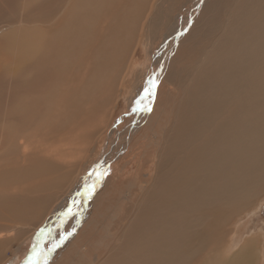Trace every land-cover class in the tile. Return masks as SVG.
<instances>
[{
	"label": "bare ground",
	"instance_id": "1",
	"mask_svg": "<svg viewBox=\"0 0 264 264\" xmlns=\"http://www.w3.org/2000/svg\"><path fill=\"white\" fill-rule=\"evenodd\" d=\"M4 1L5 0H0V11L2 12L8 10V8H5V5L3 6L2 4ZM7 1L11 3L15 2V0ZM30 1H34V3H24V5L20 7L21 18L19 19L18 25H15L16 19L12 21L11 18L10 20H2V22L5 21L6 23L3 22L4 24L0 26V28H2L7 25H13V29H8L7 35L10 36L11 34L10 38H16L14 45H12V47L16 48L12 49V55L10 54V58H6L7 60L5 59V62H9L7 70L8 79H6L5 76V80L7 81L3 82L2 78L0 80V98L6 96V99H9V102L14 103L12 106H2L3 108L0 106V122H3L0 124V143L4 141L3 139L8 134L13 143L10 145L8 151L19 150V155L21 156L16 155L18 159L21 157L22 159H28L31 157V153L40 151L41 153L44 152L46 157L51 159L50 161H55L58 164L65 163L66 166L71 169V167H75V164L77 165L78 163H75L76 161L74 162L65 159V155L66 157H69L70 155H67L68 151H65L66 146L67 148L70 147L68 148L71 150L69 152H73L74 155H78L74 151L80 153L81 150H87V145L90 140H92V136L102 127L104 122H106L107 117L110 118L115 105L114 103L112 109L108 110V107L106 106L108 100H106L105 93H102L101 96L100 93H91L88 89V85H96L97 87L99 84L102 86L104 83L103 88L106 87L108 89L106 81L103 82L104 78L108 77L106 70L110 63L109 56L106 53L109 49L106 51L104 48V43L108 41V26L111 21L108 15V8L110 13H113L112 11H114V9L112 8H116L117 4L119 6L123 3L120 2V4L119 1H115V3H117L115 4L114 0H81V2L80 0H69V3L66 4V2L64 3L62 0L63 4L60 1L62 6H60V4L58 6L59 0ZM148 1L150 0H142L143 3ZM78 3L80 4L79 9H77ZM152 3L153 4L149 3V7L143 13L144 17H149L145 24L150 26V24L153 25L152 23L157 22V26H155V24L153 26L158 27L160 23H162V32L166 34L173 31L171 24L177 22L176 20H181L182 22L187 23V27H194V25L200 26L199 24L212 21V15L215 17L220 15V11L223 13L225 8L230 9L229 14L231 13L232 17L230 16V18H232V21L229 25L230 29L228 28L229 32H222L221 35L214 37L211 45L209 44L210 49L204 51L202 55L204 58L203 62L201 63V60L199 61L197 68L193 71L194 73L191 75L188 82L184 84L185 93L182 97L181 103H178L180 104L178 106L179 109L177 108L178 111L175 113L174 118L172 120L168 119L167 122L164 121L167 125L161 127L160 130H162V132L159 131V128L156 133L154 132L155 141L158 142L161 140L162 145L156 150L157 158H155L156 167L152 175L153 180L151 183L145 184V186L142 184L138 185L140 190H143L145 187L150 190V192H148V195L146 194L148 196V198L145 197V199L147 198L146 201H141L143 203L136 209L133 222H131L134 226L129 241L122 243L121 252L116 249L114 251L115 254L113 256L111 255V258L109 259L110 262L114 261L115 264H120L133 255H135V257L141 255V250L145 249L141 246L144 242L139 243L141 245L136 243L135 248L137 249V252L134 254L133 237L134 235H137V239L140 238L139 236L141 235V232L150 225L155 226V235H157L156 246L152 250L156 251V253H160L158 247L161 245V259L165 260L170 258H168L169 254H166L164 248H169L171 244L174 245L177 243L176 245H178L184 241H187L186 244H191V242L196 239L204 238L203 231H200L199 229L196 232L192 231L190 226L193 224H199L203 220L205 214L214 208V206L212 208L207 207L208 205L211 206L214 204L216 200L215 198H217L220 193L226 195L224 198V201L228 203L226 205L234 204L239 200L246 198L248 193H254V188L252 187L258 179L253 178L252 183L242 185L243 182L240 184V178L243 174L250 173V169L253 171L264 163V158H260L261 156H264V112L257 113L258 117L256 126H254V123L253 126L249 128L251 133H249V131H244L248 129V127H244V133L238 132L237 126H239V123L234 120V116L240 110L244 109L243 107L245 103H248L245 102L246 97L243 101V98L239 95L243 92V89H251V83L246 82L243 84L244 80H251L252 86L255 90L261 91L264 89V0H152ZM111 5H113L112 8L108 7ZM87 9L90 11V14L87 13V15L90 16L91 21L86 26L83 24V19L81 17H88L84 15L85 10ZM92 10H94V14L92 13ZM140 10L141 6L138 4L135 10L132 9L131 11L136 15ZM217 10H220L219 13H217ZM35 11L37 13H35ZM58 12V17L55 18V15H57ZM69 13L73 15L71 18V21H73L68 32L67 41L65 42L64 39L60 37L51 40L49 37L55 32V30L71 17L69 16ZM7 17L10 18V16ZM24 21L30 23L24 25ZM32 24L33 26H37L35 27V29L37 28V31L41 30L42 32H49L50 36L43 35L41 36H45L43 40L35 39L32 41V37L30 36L31 33L34 37L39 36L41 33H34L32 30L35 29L32 27ZM208 24L207 26L209 27ZM211 24H213V21ZM216 24L215 27H218ZM89 26L92 27V29L87 28ZM222 27L224 26L222 25ZM181 29H183V27H181ZM188 29L187 32L191 34L193 30L190 28ZM13 30L17 31L13 33ZM22 31L25 32V34H23ZM210 31H212V29ZM139 32H141L140 29ZM139 34L141 35V33ZM148 34H150L149 31ZM167 36L165 37L167 40L165 42H167L169 46V38H167ZM23 38L26 40L23 41ZM135 38L137 39L133 42L136 46L139 36L135 35ZM84 40H86V42ZM21 41H23V43H21ZM78 41H83L82 45L79 46ZM48 42L49 47H44L43 49V44L45 46V43ZM246 43L252 46L253 50H251L250 46L251 51L245 50ZM21 44L23 45L21 46ZM119 48H121V45ZM246 51H250L248 53V59L245 56L247 53ZM98 53L100 54L101 59L97 58ZM169 55L170 52L167 51L161 56L159 63L160 68L164 66ZM172 57H176V54L174 56L171 55L170 58L172 59ZM0 58L2 59L3 57ZM170 58L168 59V63H170ZM123 59H125V57H123ZM213 62L216 64H213ZM6 66L7 65L4 67ZM125 66L126 62L124 67ZM0 68L4 69L3 67ZM227 71L232 74V77H228V74L230 73L227 74ZM152 73L155 74L154 69ZM174 80L176 79L174 78ZM173 85H175V83ZM119 87L120 89L118 88V90L121 91L122 86L119 85ZM233 88L237 92L234 95L236 96L235 100L226 98V104H224V92ZM50 90H56V93H53ZM49 91L52 92V94H49ZM72 91L74 94L70 93ZM172 91L175 90L172 89ZM245 92L248 91L246 90ZM80 93L82 98L85 97V100L83 99L84 103L82 102V108H80ZM50 95L55 96L50 97ZM118 95L120 96V93L114 97L115 102L119 99ZM172 95H174V93ZM48 96L52 98V103H49ZM252 99L253 97L251 95L249 101ZM176 100L178 101V99ZM167 101L166 103L168 105L171 104ZM169 102H171V100H169ZM164 103V100L161 104L155 103L154 101L150 115H156L158 109V112L166 117L171 112L172 108L167 105L169 107L167 110L166 105H164L166 108L161 106ZM228 107V112H224ZM49 109L51 113L52 111L54 113L52 118L47 115V110ZM174 109L172 112H175ZM245 111L242 112L244 113ZM145 114L146 112L144 111L138 116V119L140 118V120L143 121L141 122L139 120V123L141 122V124L137 125L138 127L143 126L144 131L147 133L150 128H148L146 124L151 121H144ZM240 115H242V113ZM64 121L69 122L65 124V126H62L64 129L63 133H56L55 131L60 129L61 123ZM3 124H8L9 128L1 126ZM151 124L153 125L154 122ZM246 124L249 123L247 122ZM155 125L158 127L157 123ZM153 126L152 128L155 127ZM47 131H50L48 133L49 138L46 136ZM145 132H143L142 135H145ZM92 133L94 134L90 136ZM6 140H8V138ZM32 142H35V144ZM245 142H248L246 144V149H250L248 153L252 155L251 159L254 161L253 165L247 164L246 157L241 155L242 151L235 149L237 145H242ZM92 143H94V141ZM78 147H81V150L80 148L75 150ZM92 147L90 152H92ZM90 152H88L89 159ZM1 154L5 155L3 152H0V155ZM80 154L78 156L81 158ZM82 154L85 155L86 153ZM177 154L179 155L176 157V160L179 161L173 162L172 155L175 156ZM72 155L70 157H73ZM14 156L15 155L13 154V157ZM86 156L87 155L84 157ZM74 158L76 159L77 156ZM258 158H260L259 161L257 160ZM89 159H86V162H88L87 160ZM155 159H152V161H155ZM80 160L81 159L78 161ZM73 162L75 163L74 165ZM4 163L8 162L6 161ZM4 165L5 164H0V169ZM8 165L9 164H7V166ZM112 166L110 165L109 167ZM64 167L65 166H63V168ZM102 170H106V168ZM257 172L261 175L260 169H258ZM81 177H83V175ZM87 179H89V177H87ZM259 179L264 182V175ZM91 181L92 179H90V183ZM77 186H79V184ZM228 189L229 192H227ZM73 196L74 195L72 194L65 193L63 198L64 201H61V203L63 202L64 204L69 201V199L74 200V198H72ZM78 199L80 200L81 196L76 200ZM260 199L261 198H258L256 204H258ZM138 200L139 199H137V201ZM218 200L219 199L216 201ZM137 201H135L136 206H138ZM138 202H140V200ZM61 203V208L59 207V204H56L54 207L52 206L45 219L43 228L46 229V226L49 225L51 228L54 224V220H52V218H54V213L57 209L61 212L62 208L65 207L61 205ZM81 203H83V201H78L80 206H82ZM215 209H217L216 206ZM60 217L57 218L59 219ZM50 220L52 221L50 222ZM163 226L164 229L162 228ZM33 229L35 228L33 227L32 230ZM166 232H171L170 236L173 238L175 237L174 241L172 239V243L167 239L166 236L168 235ZM125 233H127V231ZM150 239L152 240L153 238ZM251 249H253L251 244L240 247L238 250L234 251L232 255L227 257L223 264H256ZM135 259L139 260V258ZM170 260L172 264L177 262L175 261L176 257H173ZM178 262V264L181 263L180 261Z\"/></svg>",
	"mask_w": 264,
	"mask_h": 264
},
{
	"label": "rangeland",
	"instance_id": "2",
	"mask_svg": "<svg viewBox=\"0 0 264 264\" xmlns=\"http://www.w3.org/2000/svg\"><path fill=\"white\" fill-rule=\"evenodd\" d=\"M5 1V4L4 2H2V4L3 6L5 5L4 7L8 8V10H5L4 12L0 11V26L6 23L5 21H3V23L2 20H10L11 18L12 21L16 19L15 25H18L19 19L21 18L20 7L24 5V3H34V1L30 0L29 1L32 3L27 0H15L14 3H11L7 0ZM60 1L62 2V0L58 1V6L60 4ZM68 1L69 0H63V2H66V4L69 3ZM115 1H119V3L122 2L123 4L120 3L121 5L118 6ZM114 3L117 4L116 8H112ZM114 3L113 5L108 6L114 9V11H112L113 13H110V10L108 8V15L111 21L110 25L108 26V41L104 43L105 50L107 51V49H109V51H107L106 53L108 54L110 59V63L106 70L108 77H105L103 80V82L106 81L108 89L106 87L103 88L104 83L102 84V86H100L99 84V86L97 87L96 85H88V89L91 93H100V96L102 93H105L106 100H108V102L106 103L108 110L112 109L114 103L115 105L113 107L110 118L107 117L106 122H104L102 127L99 128L95 134H90V136H92L93 134L95 136H92V140H90L89 144L87 145L88 149L86 148L87 150L84 149L82 151L81 147H78L76 149L74 148L75 150H78L80 148V150L82 151H80L81 154L74 150L73 151L78 155L80 154L81 158L75 154L77 156V158L75 159L74 157L76 156L74 155V153L69 152L71 151L68 149L70 147L67 148L66 146L65 151H68L69 153L67 152V155H70L69 157H66L65 155V159H69L74 162L76 161L75 163H78L79 165H76L73 162V165L75 164V167L73 166V168L71 167V169H69L70 167H67L65 163L58 164L55 161H50L51 159L46 157V154L44 152L41 153L40 151L31 153V157L28 159H22L21 157L19 158L21 160H19L16 156L20 154L19 150L16 149L10 150V152L8 151L10 149V145L13 144L8 134L3 139L4 141L0 143V152L5 153V155H0V159L2 160H0V164L6 165H4L0 169V264H25L26 257L31 254L32 246L36 243L35 238L37 236V233L41 228L44 227L43 224L52 206L54 207L56 204H59L60 207L61 201H64L63 198L65 196V193L74 195L72 198L76 200L78 196L75 194L83 191L85 182L90 183V179H92L91 183L96 181L95 176H89V174L94 169L97 171L107 172V175H105L100 180V182L96 184V192L93 195L95 199L93 197L91 199H85L83 196H81V199H78L77 201H83V203H81L82 206H80L78 203L76 205H73V199H69V201L64 204L62 202L61 205L65 207L62 208L61 212L59 209H57L54 213V218H52V220H54V224L51 226V228L50 225L46 226V229H52L51 239L53 240H58L61 233L72 232V229L75 228V232H73L72 235L68 237L64 244L48 256L47 264H115L114 261L110 262L109 259L111 258V255L113 256L115 254L114 251L116 249L121 252L122 243H124L125 241H129L130 235L132 233L131 231L134 226V224L131 222H133L136 209L143 203L141 201H146V199L148 198V192H150V190L145 187L143 190H140L138 185L142 184L145 186V184L151 183L153 180L152 175L156 167L155 158H157L156 150H158V147L162 145L161 140H159L158 142L155 141L154 132L156 133V131H158V128L159 131L162 132V130H160L161 127L163 125H167V123H165L164 121L167 122L168 119L172 120L174 118L175 113L179 109L178 106L180 104L178 103H181L182 97L185 93L184 84L188 82L191 75L194 73L193 71H195V68H197L199 61L201 60V63L203 62L204 58L202 57V55L204 51L210 49L209 44L211 45L214 37L221 35L222 32H229V25L232 21V18H230L231 13L229 14L230 9L228 8V10L227 8H225V12L223 11V13L219 10L220 15L216 14V17L212 15L213 24H211L212 21H210L208 22L209 24L205 22L204 24L202 23L203 25L199 24L200 26L194 25V27H187V23L182 22L181 20H176L177 22L171 24V28L174 32L172 31L173 33L169 32L166 34L162 32V23H160L159 25L161 28L159 26V28L155 27L157 26V22L152 23L153 25L155 24V26L151 24L150 26L145 24L146 20H148L149 17H144L143 13L149 7V3L153 4L152 0L146 3H143L142 0H114ZM138 4L141 6V10L139 13L134 15L131 10H135ZM60 6L62 5L60 4ZM79 7L80 4L78 3L77 9H79ZM219 11L217 10V13H219ZM35 13L37 12L35 11ZM84 13V15L88 16L87 13L90 14V11L87 9ZM92 13L94 14V10H92ZM58 14L59 12L57 13V15H55V18L58 17ZM7 16H10V18ZM69 16L71 17L63 22L51 36L49 35V32H42L41 30L37 31V28L35 29V27L37 26H33V24L32 27L35 30L32 31L34 33H41L37 37H34V35L32 36V33L30 35V33L28 32V34L32 37V41H34L35 39L43 40L45 36H41L46 35L50 36L49 38L51 40L60 37L63 38L66 42L69 29L71 28V23L73 21H71L73 15L69 13ZM81 18L83 19V24L86 26L91 21L90 16H88L87 18ZM222 21L224 24L222 23ZM29 23L30 22L28 21H24V25H27ZM207 24L210 28L207 26ZM215 24L218 27H215ZM221 24L224 27H222ZM12 26L13 25H7L0 28V55H2L0 57H3L2 59L0 58V67H3L5 69L4 70L0 68V80L2 78L3 82L7 81L5 80V76L6 79H8L7 70L9 62H5L7 60L6 58L9 59L12 55V49L16 48L12 47V45H14L15 43L16 38H10L11 34L10 36L7 35L8 29H13ZM90 26L87 28L92 29V27ZM205 26H207L208 28ZM181 27H183V29H181ZM188 28L193 30L191 34L187 32V30H189ZM139 29L141 32H139ZM211 29L212 31H210ZM15 31L13 30V33H15ZM23 31L22 33L25 34V32ZM148 31L150 34H148ZM139 33H141V35ZM135 35L139 36L136 46L133 42L137 39L135 38ZM166 36L167 38H169V46L167 42H165L167 41L165 39ZM6 37L9 38L7 39ZM22 40L25 41L26 39L23 38ZM86 40L84 41L86 42ZM23 41H21V43H23ZM82 43L83 41H78L79 46L82 45ZM247 44L248 43L245 44V50H250V47L251 50H253V47ZM22 45L23 44H21V46ZM32 45L34 46L33 43ZM48 45L49 42L45 43V46L43 44V49L44 47H49ZM120 45L121 48H119ZM167 51L170 52L168 59L171 57V55L174 56L176 54V57H172V59L170 58V63H168L167 59L164 66L160 68L159 63L161 56ZM250 51H246L247 53L245 54V56L247 59L249 56L248 53ZM100 52L103 53L102 51ZM97 56L98 59H101L99 53L97 54ZM122 56L125 57V59H123ZM125 62L126 66L124 67ZM213 64L216 63L213 62ZM5 65L7 66L4 67ZM153 69L155 74L157 72L156 75L152 73ZM228 73L230 72L227 71V74ZM150 75H155L158 79V87L156 88L155 95L156 98H154L155 103L161 104L163 103V100L166 103V101L168 100L167 102L171 104L168 105L167 103H164L161 106H163L164 108H166L167 105L171 106L170 108H172V110L168 114L169 116H166L167 118L161 115V113L158 112V109L156 113L157 116L153 114V112V115H150L152 110L150 112L145 111L146 114L144 116V121H151L150 123L146 124V126L150 128L146 133L143 126L138 127V125H140L143 121H141L140 118L138 119V116L141 115L142 112L134 113L131 111V108L134 104L135 99L138 97L137 95L142 94L143 88L146 86L147 79ZM228 75V77H232L231 73ZM174 78L176 80H174ZM246 82L251 83V89H243V92H241L239 95H241L243 101L246 97L245 102L248 103L244 104V109L240 110L235 115L236 117L234 116V120L239 123L237 129L240 133H244V131H249V133H251V130L249 128H251L254 123V126H256L258 114L260 112H264V89H262L261 91L255 90L252 86L251 80H244L243 84H245ZM174 83L175 85H173ZM119 85L122 86L121 91L118 90V88L120 89ZM172 89H174L175 91H172ZM169 90L172 92H170ZM246 90L248 92H245ZM50 91L56 93V90ZM50 91L49 94H52V92ZM70 93L74 94L73 91ZM118 93H120V96L118 95L119 99L115 102L114 97L115 95L117 96ZM173 93L174 95H172ZM236 93L237 92L236 90H234V88L226 90L224 92V104H226V98L235 100L236 96L234 95ZM251 95L253 99L249 101ZM53 96L55 95H50V97ZM50 97L48 98L49 103H52V98ZM80 97V108H82L85 97L82 98L81 93ZM2 98H0V104L2 103L0 105L1 107H7L8 105L12 106L14 104L13 102H9V99H6V96ZM175 98L178 99V101ZM169 100H171V102H169ZM168 106L166 108L167 110L169 108ZM173 109L175 112H172ZM228 110L229 107L225 109L224 112H228ZM48 111H50V109L47 110V115L51 116L52 118V116H54L53 111L52 113L51 111ZM242 111L245 112L243 113ZM241 113L242 115H240ZM139 120L141 121L140 123ZM68 122L69 121L62 122L60 129L56 130L55 132L63 133L64 129L62 128V126H65V124H67ZM153 122V125L156 128L151 124ZM247 122L249 124H246ZM1 123L3 122H0V124ZM156 123L158 124V127L157 125H155ZM1 126H3L4 128H9L8 124H3ZM152 126L155 129L152 128ZM244 127H248L249 130H244ZM49 132L50 131H47L46 134L48 138ZM143 132H145V135H142ZM7 138L8 140H6ZM93 141L94 143H92ZM32 143L35 144V142ZM247 143L248 142H245L242 145H237L235 149L241 150V155L246 157L247 164L253 165L254 161L251 159L252 155L248 153L250 149H246ZM90 145H92L93 147ZM2 147H4L5 149ZM91 147L93 153L90 152ZM87 151L91 153L90 159L88 158L89 153ZM82 153H86L85 155L87 156L84 157L85 155ZM13 154L15 155L14 157ZM71 155L73 157H70ZM178 155L179 154L175 156L172 155L173 162L179 161L176 160V157ZM262 157L264 158V156H261L260 158ZM151 158L155 159V161H152ZM260 158H258L257 160L259 161ZM79 159L81 160L78 161ZM86 159H89L87 160L88 162H86ZM5 160L8 163H4L6 162ZM7 164H9V167L7 166ZM98 165L100 166L99 168L97 167ZM106 165L113 166L109 167ZM63 166H65L66 168H63ZM104 167L106 168V170H102L105 169ZM258 169H260L261 175L258 174ZM81 174L83 175V177H81ZM263 175L264 163H262L260 167L255 168L253 171L250 169V173L248 172L243 174L240 178V184H242L243 182L242 185H248L252 183L253 178H257L258 180L252 187L254 188V193H248V196H246V198L239 200L234 204L226 205L228 204L224 201L226 195H223L222 193L219 194L218 192L219 195L215 199H219L221 201L215 200L213 205H208L207 208H212L213 206L214 208H212V210H209L208 212L206 211L207 213L199 224H193L192 226H190V229L192 231L196 232L198 229L200 231H203L204 238L198 240L196 239L192 241L191 244H186L187 241H184L183 243L178 245H176L177 243L174 244L176 246L171 244L169 248H164L166 254H169L168 258L172 259L173 257H176L175 261L177 262H174V264H178V261L181 262L180 264H223L226 258L232 255L234 251L238 250L244 245L251 244L253 246V249H251L253 251V258L255 259L256 264H264V182L259 179ZM87 177H89V179H87ZM78 184L79 186H77ZM77 188H79L80 191ZM227 192H229V189L227 190ZM145 197L147 198L145 199ZM258 198L261 199L259 200L258 204H256ZM137 199H139L140 202H138L139 200L137 201ZM135 201H137L138 206H136ZM218 203L221 206H219ZM215 206L217 209H215ZM69 207L72 208L73 213H76V215L69 217L66 222L61 225L62 213H64ZM57 217L60 218L58 219ZM52 220H50V222ZM33 227L35 229L32 230ZM148 228H152L151 231ZM148 228H145L144 231L141 232V235L139 236L140 238L137 239V235H134L133 237V253L136 254L137 252V249L135 248L136 243L139 244L144 242L142 243V245H139L143 246L146 250H141V255H137L136 257L135 255H133L120 264H164L165 262V264H172L170 259H161V245L158 247L160 253H156V251L152 250L156 246V229L155 226L152 225L148 226ZM162 228L164 229V226ZM125 229L127 233H125ZM166 234L168 235L166 236L167 239L172 243V239L174 241L175 237L173 238L172 236H170L171 232H166ZM150 238L153 239L151 240ZM40 239L41 241H45L47 238L41 237ZM46 246L47 245L45 243L40 244L41 248ZM135 258H139V260ZM41 264H43V261L41 262Z\"/></svg>",
	"mask_w": 264,
	"mask_h": 264
},
{
	"label": "snow or ice",
	"instance_id": "3",
	"mask_svg": "<svg viewBox=\"0 0 264 264\" xmlns=\"http://www.w3.org/2000/svg\"><path fill=\"white\" fill-rule=\"evenodd\" d=\"M158 87V79L155 75H150L147 79L146 86L143 88L142 94L138 95L131 108L132 112H144L152 110V103L156 95V88ZM147 101V102H146ZM100 167L99 165L97 166ZM107 175L105 171L93 170L89 176H95L96 181L93 183L85 182L82 192H78L77 196H83L85 199H91L96 192V184ZM73 205L78 203L77 200H73ZM76 215L73 213L72 208L69 207L64 213H62L61 224L65 223L69 217ZM75 232V228L72 232L61 233L58 240L51 239L52 229L41 228L36 236V243L32 246L31 254L26 257L25 264H47L48 256L54 252L57 248H60L64 242L68 239L72 233ZM41 237H46L45 241H41ZM45 243L47 246L41 248L40 244Z\"/></svg>",
	"mask_w": 264,
	"mask_h": 264
}]
</instances>
